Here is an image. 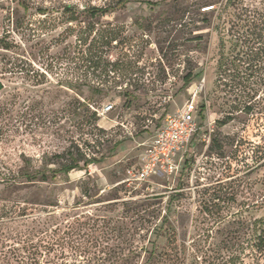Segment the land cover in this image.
<instances>
[{"label": "rangeland", "instance_id": "374dc122", "mask_svg": "<svg viewBox=\"0 0 264 264\" xmlns=\"http://www.w3.org/2000/svg\"><path fill=\"white\" fill-rule=\"evenodd\" d=\"M29 1L25 11L18 0H0V167L56 169V155L69 149L90 163L50 183H0V206L27 201L37 203L29 209L63 211L79 200L82 221L107 216L130 229L145 249L136 264L152 250L180 255L156 264H188L184 255L219 248L238 221L264 215V110H231L234 94L217 87L221 32L214 26L223 19L199 4L204 0L130 3L103 16L80 15L82 22L79 0ZM212 1L219 9L226 0ZM67 3L77 7L66 13ZM90 21L83 48L79 32ZM102 36L115 40L106 44ZM84 75L106 94L94 95L89 80L79 85ZM191 100L199 129L183 169L134 189L126 179L140 166L144 143Z\"/></svg>", "mask_w": 264, "mask_h": 264}, {"label": "trees", "instance_id": "16d2710c", "mask_svg": "<svg viewBox=\"0 0 264 264\" xmlns=\"http://www.w3.org/2000/svg\"><path fill=\"white\" fill-rule=\"evenodd\" d=\"M169 0H79L80 15L92 18L103 16L130 3H141L157 6ZM177 1V0H173ZM25 11L32 7L29 0H18ZM200 5L217 12L222 25L214 26L220 36V57L217 65L216 85L219 89L234 94L231 110L253 114L256 110H264V0H226L218 7L212 0H204ZM77 7L71 3L63 5L65 12ZM45 12L44 9H38ZM70 17L69 21H77ZM89 28L79 32V46L88 45L92 30ZM106 44H111L115 37L102 36ZM93 40H95L93 38ZM90 42L86 50L92 48ZM2 48L9 49L8 44ZM90 68L97 62L88 60ZM111 64V63H107ZM119 64V63H115ZM95 76V74H94ZM93 78L84 75L78 78V84L90 85L94 95H105L103 89L91 85ZM82 80V83H79ZM89 80V81H88ZM190 80L188 77L187 81ZM4 84L0 82V92ZM125 104L131 106L130 94L122 92ZM234 111L220 121L221 125L229 122ZM61 158L56 169H40L30 172L26 166L18 170L0 167V183L8 188L31 185L37 182L50 183L59 174L67 175L73 170L86 168L90 160L83 155L68 150L56 155ZM84 163V167L81 166ZM83 195L92 197L90 190L82 187ZM34 202L8 201L0 206V264H136L142 256L144 247L135 246V237L130 229L119 225L121 219L107 216L89 217L82 221L79 216V200L67 210L37 211L28 206ZM129 209V211L134 210ZM232 222H229L231 224ZM239 225L229 229L221 240V246L214 249L197 247L193 253L183 256L188 264H264V215L248 224L238 221ZM116 243L109 248V242ZM12 242V243H11ZM128 250V252H126ZM179 260L180 255L152 250L141 264H156L160 258Z\"/></svg>", "mask_w": 264, "mask_h": 264}, {"label": "built area", "instance_id": "2783aa9c", "mask_svg": "<svg viewBox=\"0 0 264 264\" xmlns=\"http://www.w3.org/2000/svg\"><path fill=\"white\" fill-rule=\"evenodd\" d=\"M107 106L104 112L110 110ZM195 100L184 107L168 113L163 124L148 143H144V153L140 166L129 170L126 179L134 189L158 176L177 175L186 164V155L199 129Z\"/></svg>", "mask_w": 264, "mask_h": 264}]
</instances>
